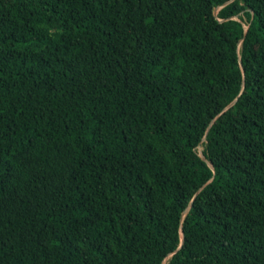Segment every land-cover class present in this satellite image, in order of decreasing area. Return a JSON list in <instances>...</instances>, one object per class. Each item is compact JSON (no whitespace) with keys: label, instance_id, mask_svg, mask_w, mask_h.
I'll list each match as a JSON object with an SVG mask.
<instances>
[{"label":"trees","instance_id":"1","mask_svg":"<svg viewBox=\"0 0 264 264\" xmlns=\"http://www.w3.org/2000/svg\"><path fill=\"white\" fill-rule=\"evenodd\" d=\"M0 264H264V0H0Z\"/></svg>","mask_w":264,"mask_h":264},{"label":"water","instance_id":"2","mask_svg":"<svg viewBox=\"0 0 264 264\" xmlns=\"http://www.w3.org/2000/svg\"><path fill=\"white\" fill-rule=\"evenodd\" d=\"M233 103H234V101L231 102V103L228 105V107L231 106ZM200 156H201L203 159H205L204 156H203L202 154H200Z\"/></svg>","mask_w":264,"mask_h":264},{"label":"rangeland","instance_id":"3","mask_svg":"<svg viewBox=\"0 0 264 264\" xmlns=\"http://www.w3.org/2000/svg\"><path fill=\"white\" fill-rule=\"evenodd\" d=\"M200 149H201V148H200ZM200 149H199V150H200Z\"/></svg>","mask_w":264,"mask_h":264}]
</instances>
